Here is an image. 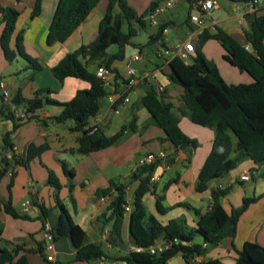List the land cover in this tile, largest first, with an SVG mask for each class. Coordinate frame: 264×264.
Returning a JSON list of instances; mask_svg holds the SVG:
<instances>
[{"label":"crops","instance_id":"obj_1","mask_svg":"<svg viewBox=\"0 0 264 264\" xmlns=\"http://www.w3.org/2000/svg\"><path fill=\"white\" fill-rule=\"evenodd\" d=\"M162 1L164 0H145L146 11L153 4H160ZM216 1L218 6L204 18L202 25H197L190 21V17L197 15L198 12L187 0L185 3L184 0H179L174 9L167 10L160 16L158 28L166 27L162 39L167 46H172L178 51L185 43L192 41L196 56L199 51L209 62H221L224 68H228L225 64L233 68L224 60L226 52L221 44L210 39L201 45V36L222 29L241 45L250 46L246 41L245 31L250 30L252 15L264 16V0H259L255 11L252 9L246 11L248 7L246 0ZM58 2L59 0H42L41 14L33 18L34 0L19 2L0 0L2 7H10L21 12L10 44L11 49L15 50L16 38L22 33L24 52L35 59L42 68L36 74L27 70L26 61L18 54L12 62H8L0 47V82L5 84L12 100L19 94L27 101L48 97L50 100L65 103L72 100L78 91L90 87L87 82L74 78L60 82L53 75L52 69L68 53L87 46L96 39L109 0H102L90 13L86 22L65 43L49 46L46 40L47 33ZM128 3L131 8L136 9L129 0ZM181 16L186 17L183 22H179ZM158 28L152 35L156 34ZM3 29L4 24L0 16V37ZM170 33H173L172 40L167 43ZM117 52L118 48L112 53L108 50L110 55ZM135 56L138 59L131 64V68L135 70L132 78L126 63ZM157 58L159 61L154 62L143 45L133 43L124 49V58L114 62L117 81L108 89L114 100L110 101L109 95L103 99L100 112L90 119L88 128H96L105 136L111 137L124 126L131 124L132 127L126 130L115 145L88 155H79L75 152L82 132L75 131L74 121L68 120L61 124L53 121L62 113L61 107L45 106L36 109L33 111L34 119L24 121L16 128L17 123L3 113V110L9 112L10 109L4 104L0 91V200L3 203L11 202L20 216L29 217L13 218L4 212L0 213V250H11L19 246L22 248L19 257L25 255L29 264H125L116 259L131 251H137L138 248L129 233V214L124 218L122 242L111 244L112 223H105L103 217L108 214V206L116 195V190L111 192V196L105 197L98 196L97 192L107 189L111 182H115L125 189L126 199L131 205L140 185L138 179L140 168L137 167V163L148 153L164 151L175 159V163L169 168L160 165L155 167L150 179V191L142 198L147 217L153 218V224L159 229L170 221L179 219L183 220L186 230L195 229L199 217L207 214L212 208L214 194L217 192L226 191L220 197L219 203L228 214L233 208L240 207L245 198L264 194V167L254 169L251 161H244L237 169L210 181L205 191L197 190L198 175L211 152L215 132L212 129L209 132L204 131L207 128L195 126L187 118L182 119L185 118L180 115V109L183 107L182 89L168 77L169 66L158 55ZM134 64L139 66L134 67ZM140 64L142 68H139ZM91 68L96 70L93 65ZM227 70L238 77L237 84L253 82L246 72ZM132 79L134 84L128 90L127 84ZM159 88L164 89L160 95L165 101L174 105V113L179 117L181 130L190 138L193 137L191 133L197 135L198 148L176 149L171 142L164 140L163 130L151 123V117L143 105V98L152 90L157 92ZM42 89H50L52 92L44 94L45 97L38 96L36 92ZM122 95L128 96L129 101L125 103ZM18 107L26 110L24 106ZM196 128H200V131ZM30 145L48 148L25 164L19 158L26 155ZM13 149L16 151L13 152ZM7 154H13L14 161L9 160ZM3 158H6L10 166H5ZM64 165L74 172L72 187L64 171ZM10 172L14 175L11 176ZM247 173L252 175L251 180L242 181L241 176ZM50 175H54L62 184L58 191L48 184ZM155 177H160V181L155 182L153 180ZM77 188L86 193L83 202L76 198ZM45 191L49 194L54 193L49 206ZM62 195L64 199H69L68 205L61 201ZM57 201L65 206L73 221L86 232L87 244L100 246L106 257L96 261L94 259L75 261L77 250L71 240L64 237L56 241L55 262H47L44 227L49 224L53 228L58 223L61 212ZM28 202L30 205L26 210L24 205ZM263 202L264 197L252 204L244 213L234 238L224 239L218 245L212 246V249L207 245L205 255L200 256L195 264H208L212 261H218L219 264H235L245 242H256L264 247V206L261 205ZM44 210L49 211L48 216L43 214ZM164 243L165 237L160 235L155 246ZM193 243L206 244L201 237H195ZM40 249L43 250L42 254L39 252ZM168 264L188 263L181 254H178Z\"/></svg>","mask_w":264,"mask_h":264},{"label":"trees","instance_id":"obj_2","mask_svg":"<svg viewBox=\"0 0 264 264\" xmlns=\"http://www.w3.org/2000/svg\"><path fill=\"white\" fill-rule=\"evenodd\" d=\"M21 1V0H16ZM35 6L32 17L40 16L42 0H34ZM102 0H59L53 20L47 33V44L65 43L87 20L90 13ZM192 3L194 0H187ZM251 0H246L250 2ZM243 2V1H242ZM158 5L153 4L144 15L137 17L130 7L128 0H109L103 20L100 23L99 33L96 39L87 46H82L74 52L68 53L53 69L52 73L60 82L68 78L85 81L89 89L78 91L76 96L65 103H59L45 97L50 89L38 90V98L27 101L16 95L13 102L17 106H24L28 115L27 120L34 119L33 111L45 106H58L63 109L62 113L53 121L61 124L68 120L75 123V131L82 132L78 139L76 153L88 155L115 145L132 125L124 126L114 136L107 137L95 128H88L91 118L98 115L102 101L108 95V89L97 75V69L102 65L112 70L117 76L114 62L124 58V49L132 45L131 40L137 35V29L145 27L144 18ZM118 10V12H116ZM21 12L0 5L1 21L4 29L0 37V47L8 62H12L18 54L26 63V69L34 74L42 70L40 64L24 52L23 35L20 33L16 38L15 50L11 49V41L16 32V25ZM127 24V32L123 27ZM165 26H160L155 35L149 38V44L163 42ZM246 41L251 50L238 43L232 36L216 29L215 33H204L200 44L213 39L218 41L225 50L224 60L231 66L246 72L253 82L250 84H228L220 75L216 66L206 60L198 51L197 56L191 63H186L176 57L169 63L171 82L182 89L183 107L180 115L187 118L193 125L201 128H209L215 132V138L202 169L198 175V191H205L207 184L238 168L244 161H251L255 167H264V16L252 15L250 30L245 31ZM116 46L118 52L108 54V50ZM92 65L96 70H92ZM117 81V77L115 82ZM124 95H122L123 99ZM143 105L151 117V123L163 130L164 140L169 141L176 149H196L199 143L196 139L188 137L179 126V117L174 113V105L165 101L162 95L152 90L143 98ZM3 113L13 120L16 128L24 121L14 120L11 111ZM8 143V141L6 140ZM9 147V146H8ZM7 147V148H8ZM47 146L36 147L30 145L26 155L19 158L27 164L35 157L47 150ZM5 166L10 163L3 158ZM156 165L139 170L140 180L136 197L131 204L129 213V233L138 248L148 249L154 247L160 235L165 237V243L169 248L161 254H151L145 251H131L119 257L118 261L125 264H168L169 261L181 254L188 264H192L195 256L205 255L207 248L203 245L194 244L195 237H201L210 246H216L224 239L234 238L237 234L238 224L241 217L248 211L250 206L258 202L264 194L258 197L245 198L242 205L233 208L228 214L219 203L220 197L226 193L214 194V204L210 211L199 217L197 227L186 230L183 220H173L162 229L153 224V218L147 217L142 198L150 191V179ZM64 171L73 186L74 172L64 165ZM14 175V174H13ZM12 175V176H13ZM264 178V175H263ZM48 184L58 191L61 186L59 180L50 175ZM116 190V195L110 201L108 214L103 218L105 223H112L111 244L122 242V226L125 212L124 206L128 204L125 189L115 182L109 187L97 192L98 196H111ZM60 209V218L53 227L55 242L67 237L77 250L75 261H90L106 257L100 246L88 245L86 232L76 224L65 206L57 201ZM4 212L13 218L28 219L20 216L13 208L11 202L3 203L0 200V213ZM43 214L48 216L49 211ZM21 247L11 250H0V264H29L25 255L19 257ZM39 252L42 254L43 250ZM208 264H219L212 261ZM235 264H264V247L256 242H245L238 253Z\"/></svg>","mask_w":264,"mask_h":264},{"label":"built area","instance_id":"obj_3","mask_svg":"<svg viewBox=\"0 0 264 264\" xmlns=\"http://www.w3.org/2000/svg\"><path fill=\"white\" fill-rule=\"evenodd\" d=\"M179 2V0H164L160 4H158L153 11L149 13L147 16L152 23H157V20L160 18V16L167 10H172L176 4ZM259 5V0H251L248 2V6L252 10H257V7ZM191 6L194 10L198 12L197 15H192L190 17V21L192 23H195L197 25H202L204 23V18L209 16V13L213 11L217 6L218 2L216 0H194L191 3ZM247 50H251L250 46H245ZM157 55L162 58L165 62V64L169 65V63L176 57L180 58L186 63H190V60H193L196 57V50L195 46L192 41H189L185 43L182 49L176 50L172 46H166V45H160V47L157 50ZM138 57H132L129 59L126 63V67L129 71V75L133 78L135 75V70L131 68L132 62L136 61ZM97 75L104 83V86L109 89L112 88L116 79L115 73L108 69L106 66L102 65L97 69ZM134 80H130L127 84L128 90L133 86ZM0 91L2 95V99L5 105H7L12 112L13 116L15 117L16 121H26L28 119V115L26 110H21L17 105L14 104L12 97L7 90L5 84L0 82ZM164 91L163 88H159L157 93L160 95ZM128 93V91H127ZM109 100L113 101L114 98L112 95H109ZM123 101L126 103L129 101L128 96L123 97ZM96 129V128H95ZM16 149H13V152H15ZM7 158L9 160L14 161L13 154H7ZM175 163V159L172 157H169V155L164 152L160 151L158 153H148L145 156H143L141 159H139L137 163V167L140 169L143 168H149L154 165H160L164 168H169L171 165ZM10 175H13V172H10ZM252 175L250 173L244 174L241 176L242 181H250ZM160 177H155L153 180L160 181ZM30 202L26 203L24 206L27 210L29 207ZM125 212L129 214L132 210V206L128 203L124 206ZM45 234H46V243H45V254H46V260L47 262H55L56 260V242L53 234V228L46 224L44 227ZM203 247H207V244H204ZM169 248V245L164 243L160 246H154L150 247L148 249L143 248H137V251H147L151 254H161L165 252ZM200 256H195L192 259V264H195L198 262Z\"/></svg>","mask_w":264,"mask_h":264},{"label":"rangeland","instance_id":"obj_4","mask_svg":"<svg viewBox=\"0 0 264 264\" xmlns=\"http://www.w3.org/2000/svg\"><path fill=\"white\" fill-rule=\"evenodd\" d=\"M144 1L145 0H129V2H130V4H133L134 6H135V8L136 9H134L133 7H132V9L134 10V12L136 13V16L138 15H140V16H142V15H144V13H145V11H146V4L144 3ZM224 0H220V2H223ZM183 3H185V0H184V2ZM131 7V6H130ZM175 8V7H174ZM173 8V9H174ZM184 18H186V17H184V16H181L180 18H179V22H183L185 19ZM144 25H145V27H143V28H140L138 25H134L135 26V28L137 29V35L131 40V42L132 43H136V44H141V45H143V47L145 48V50H146V52H147V54L150 56V58L154 61V62H158L159 60H158V58H157V50H158V48L160 47V45H166L165 43H163L162 42V44H149V38H150V36L155 32V30L158 28V20H157V23H152L151 21H150V19L148 18V17H145L144 18ZM127 30H128V26H127V24L123 27V31L124 32H127ZM172 35H173V33H170V35H169V39H167V43H170L171 42V38H172ZM167 46V45H166ZM117 51V48L116 47H111L110 49H109V52L110 53H112V52H116ZM192 60H190V62H191ZM221 63V62H220ZM220 63H217V61H215L213 64L216 66V68L218 69V71H219V73H220V75L222 76V78L223 79H225V81L228 83V84H230V85H236L237 84V80H238V77H236L232 72H228V70L227 69H231L232 71L233 70H239L238 68H236V67H230V66H228L227 64H225L226 65V67H228L227 69L226 68H224L223 66H222V64H220ZM141 65V64H140ZM139 66V65H138ZM137 66V64H134V67H138ZM139 68H142V65L139 67ZM236 68V69H235ZM182 119H186V118H182ZM197 130H199L200 131V128H196ZM204 131H212L211 129H209V128H207L206 130H204ZM192 134V138L194 139H196L197 140V138L198 137H196L197 135H195V133H191ZM194 134V135H193ZM27 175H28V173H27ZM28 177H30L29 175H28ZM60 185H62L61 183H60ZM27 191V190H26ZM44 195H45V197H46V199H47V206H49V201L51 200V198L53 199V196H54V193H48V192H44ZM64 195H62L61 196V201H63L66 205H68V201L67 200H69V199H64V197H63ZM76 198L80 201V202H83L84 200H85V198H86V193L85 192H82L81 190H80V188H77V193H76ZM264 203V202H263ZM262 206H264V204H261ZM209 249H212V246L209 248Z\"/></svg>","mask_w":264,"mask_h":264},{"label":"water","instance_id":"obj_5","mask_svg":"<svg viewBox=\"0 0 264 264\" xmlns=\"http://www.w3.org/2000/svg\"><path fill=\"white\" fill-rule=\"evenodd\" d=\"M251 8H250V6H248V7H246V11H249ZM248 18H249V16H248ZM5 152L6 151H4V155H5ZM97 259H94V261H96Z\"/></svg>","mask_w":264,"mask_h":264}]
</instances>
